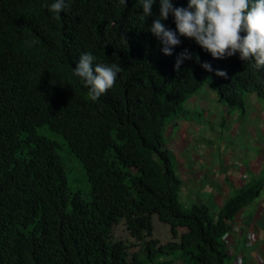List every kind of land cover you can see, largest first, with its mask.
<instances>
[{
    "label": "trees",
    "instance_id": "obj_1",
    "mask_svg": "<svg viewBox=\"0 0 264 264\" xmlns=\"http://www.w3.org/2000/svg\"><path fill=\"white\" fill-rule=\"evenodd\" d=\"M52 2L0 0V264H154L141 257L138 241L150 259L177 248L185 264H227L223 238L264 178L236 188L216 215L204 203L184 211L164 132L207 77L228 106L244 109L249 93L264 97V69L238 53L215 59L178 33L180 44L164 55L149 31L159 0L148 17L142 0H66L60 19L44 6ZM172 2L186 8L188 0ZM162 23L176 31L171 14ZM185 49L193 59L176 71ZM86 52L94 64L121 67L96 102L73 75ZM43 126L61 134L83 164L88 195L69 188L59 143L38 131ZM154 215L176 240L152 244ZM121 222L136 241L116 237ZM131 245L140 251L129 258Z\"/></svg>",
    "mask_w": 264,
    "mask_h": 264
},
{
    "label": "crops",
    "instance_id": "obj_2",
    "mask_svg": "<svg viewBox=\"0 0 264 264\" xmlns=\"http://www.w3.org/2000/svg\"><path fill=\"white\" fill-rule=\"evenodd\" d=\"M214 94L217 96L216 91ZM194 102L199 106L205 105L202 98ZM218 104L219 111H241L244 116H248L245 121L256 117L259 122L247 124L244 131L250 133L247 135H188L185 130H188L190 123L183 116L184 109L173 116L165 128L166 136L179 159L175 170L182 179L183 194L189 196L193 192L194 203L208 204L214 215L236 188L250 180L264 178V104H260L253 96L250 99L246 97L244 109L220 101ZM208 115L207 112L205 117ZM233 120L237 122L238 128L241 122L235 118ZM185 124L188 126L183 127ZM195 130L207 131L202 126H196ZM239 132L243 133L241 130ZM198 137L206 147L191 151L188 148H191L192 143L196 146ZM223 240L228 253L227 264H264V188L255 200L233 217L231 229Z\"/></svg>",
    "mask_w": 264,
    "mask_h": 264
},
{
    "label": "clouds",
    "instance_id": "obj_3",
    "mask_svg": "<svg viewBox=\"0 0 264 264\" xmlns=\"http://www.w3.org/2000/svg\"><path fill=\"white\" fill-rule=\"evenodd\" d=\"M122 5L126 0H119ZM156 0H142L144 17L152 15ZM55 19L66 8V0H54L44 5ZM169 14L174 18L175 29H168L162 21ZM149 31L162 45L164 55H172V49L180 44L177 36H183L195 43L215 59L239 54V59L250 62L254 69H264V0H188L187 7H174L172 0H159V15L153 20ZM246 33L241 36L240 33ZM193 59L186 49L176 58L174 70L179 71L184 60ZM90 52L83 53L75 65L73 75L80 78L88 88L87 96L96 102L114 87L121 67L118 64L95 63ZM195 60L198 62L199 57ZM212 71L211 65H201ZM224 77V71H216Z\"/></svg>",
    "mask_w": 264,
    "mask_h": 264
},
{
    "label": "rangeland",
    "instance_id": "obj_4",
    "mask_svg": "<svg viewBox=\"0 0 264 264\" xmlns=\"http://www.w3.org/2000/svg\"><path fill=\"white\" fill-rule=\"evenodd\" d=\"M215 90L213 89V86L211 85V79L210 77H207L203 83V85L196 91L189 96H187L186 100L183 102L184 106V112L183 116L187 120L189 124L188 130H185V133H188V135H247L250 133H245V129L247 124H253L254 122H259V119L256 117H251L248 121H245V119H248V116H244V114L241 111L236 112H226L219 111L218 110V99L217 96H215ZM250 96L255 97L258 99L260 104H264V98H258L251 93L247 95V97ZM203 99L205 101L204 107L201 105L199 106L195 101V99ZM206 103H208V106H206ZM197 107V109H195ZM209 113L207 117H205L206 113ZM246 117V118H245ZM172 118V117H171ZM169 118V121L172 120ZM239 120L238 128L237 122L233 119ZM207 123L206 125H204ZM184 124V123H183ZM188 124H185L183 127H187ZM196 126H202L206 127L207 131L199 132L198 130H195ZM241 130L243 133L239 132ZM38 131L49 138H52L56 140L59 143V147H57L58 153L61 157V159L64 162L66 173H67V182L68 186L72 191H81L84 194H89L90 191V185L87 180L85 168L81 161L70 151L68 144L65 142L64 138L61 136V134L57 133L56 131H53L49 129L47 126L39 127ZM170 133V131H168ZM165 138H166V148L170 150V152L173 154L172 156V163L174 165V168H178L179 165V159L176 156L175 148L173 149L169 139L166 135V129L164 132ZM187 135V134H184ZM171 137V136H170ZM204 137V136H203ZM198 143L196 146L194 143L191 144V151H194L197 149V147H206L203 144V141L200 137H198ZM190 144V143H188ZM208 144V143H207ZM198 148V149H199ZM197 149V150H198ZM171 154V155H172ZM186 182V181H185ZM194 193L190 194L189 196H185L183 194V189H181L180 193V201L181 206L184 211H189L192 204H194ZM199 202V201H198ZM211 213L213 214V209L211 208ZM150 223L153 227L152 237L153 239L152 244L153 245H166L170 241L176 240L172 238L170 229L168 224L160 221L157 217V215H154L153 218L150 220ZM184 228H180L179 231H183ZM115 234L116 237L119 239H122L126 241V243H133L136 241L134 238L130 236V233L126 229V226L124 223H118L115 225ZM147 239V238H146ZM141 246V257L146 259L147 262L153 261L154 264L161 263L162 260H169L174 259L170 264H185L180 257L178 256V249L175 248L174 250L168 248L167 251H161L157 250L155 254L150 259L148 256L144 255V249L143 245L140 241H138ZM128 257L131 258L132 254L135 251H140L138 247L131 245L128 249ZM177 251V252H176ZM176 257V258H175Z\"/></svg>",
    "mask_w": 264,
    "mask_h": 264
}]
</instances>
